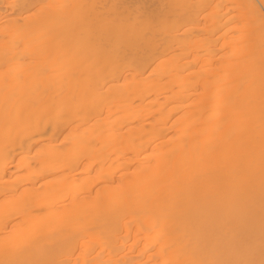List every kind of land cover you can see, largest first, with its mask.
I'll list each match as a JSON object with an SVG mask.
<instances>
[{
  "label": "bare ground",
  "instance_id": "6f19581e",
  "mask_svg": "<svg viewBox=\"0 0 264 264\" xmlns=\"http://www.w3.org/2000/svg\"><path fill=\"white\" fill-rule=\"evenodd\" d=\"M0 264H264V0H0Z\"/></svg>",
  "mask_w": 264,
  "mask_h": 264
}]
</instances>
